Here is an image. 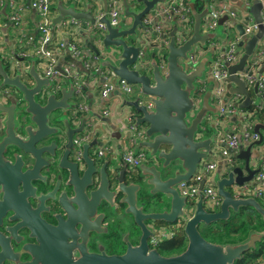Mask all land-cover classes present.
Segmentation results:
<instances>
[{
    "label": "water",
    "instance_id": "95a60500",
    "mask_svg": "<svg viewBox=\"0 0 264 264\" xmlns=\"http://www.w3.org/2000/svg\"><path fill=\"white\" fill-rule=\"evenodd\" d=\"M164 1L166 0L132 2L123 0L122 17L132 18V23L127 28L122 27V24L111 26L106 16L98 19L106 25L102 34V45L100 47L91 45L94 53L99 56V60L101 59L98 73L107 71L109 76L117 81L124 80L138 86L140 96L131 100L125 99L121 103L130 110L128 114L134 116V125L144 128V138L139 145L150 151L147 153L146 163L143 162L138 169L136 168L139 172L138 179L129 181L125 174L128 165L123 163L120 157L118 160L117 143L112 145L110 152L105 154L106 162L111 165L119 161L122 170L119 175L112 178H109V169L108 174L105 171L107 190L100 192L97 187V193L96 190L91 192L94 199L99 196V200L111 203V198L115 196L118 202L124 205V212L131 215L133 222L141 230L138 244L135 246L128 244L125 252L120 255L86 253L72 264H232L245 251L254 247L256 241L264 237L263 229L261 233H251L242 243L223 245L206 240L199 231L201 224L226 219L231 210L236 211L241 206H253L261 214L264 222V207L256 198H236L230 190L235 185L241 186L252 180L258 172L251 167V157L253 146L261 143L259 127H264L263 124H256L254 127L259 133V139L246 147L241 145L234 155V158L243 159V165L235 166L234 163L226 175H219L216 179V190L221 197L219 208L214 211L207 210L203 204V196L199 193L189 213L190 208L187 204L189 200L179 192V183L190 180L201 167L206 166V159L213 154V142L217 135L216 125L209 122V128L205 129L201 122L209 111L218 114L214 103L215 93L211 89L202 92L199 87V81L205 72L211 75L212 64L208 69L209 60H201L195 67H191L189 53L195 45L204 44L214 34L200 31V25L209 12V4L201 12H195L191 5L194 18L193 32L188 38H184L185 33L182 30L177 31L180 28L176 26L168 33L167 41L164 40V36L154 41L155 34L149 38L148 33L151 31L143 24L142 19ZM140 4L142 5L140 10L132 9ZM263 5L264 0H253L250 13L254 22L258 23V29L251 37L238 42V46L244 48L238 62L233 65L226 64L229 71L228 80L233 82L237 86L236 91L244 96V100L238 104L240 108L253 103L243 74L247 72L248 60L259 47L258 42L263 39L264 24L260 23ZM55 8L58 13L53 18L54 25L62 23L63 20L67 21V18L95 23L91 12L77 11L71 6L65 7L61 0H57ZM106 9L107 7H104L105 11ZM226 19L228 16L221 17L218 20L219 25ZM138 29H141L146 37H142ZM237 29L239 34H243V24L237 25ZM127 34L133 37L130 42L124 38ZM160 50L165 52L164 60L162 57L157 58ZM162 61L166 68L164 73L160 66ZM19 68L20 66L5 68L0 60V97L3 100L0 101V168L12 170L17 174L22 158L13 155L14 163L5 162L2 156L4 151L7 149L12 151V147H17L33 154L39 151L33 148L36 142L48 134L62 132L61 129L48 125L49 114L59 109L70 113L68 116L56 115L57 121L64 123L65 134L72 133L68 144L71 142V145H74V140L71 139L73 135L76 137L90 131L91 138L81 145V149L87 155L89 151L97 148L96 143L100 142L99 146L106 144L104 140L100 141L101 139L107 137L115 141L121 139L126 131V120L121 128L119 125L120 129L111 121L107 123L109 131L104 130L101 133L99 125L92 129L89 125L95 113L85 114L78 108L79 101L72 81L69 87H62L58 92L52 93L48 91L51 89L49 79L37 72L34 65L28 70L33 81L30 86L20 79L17 74L19 72H16ZM55 68L66 75L60 65H56ZM263 70L264 62L260 73ZM253 89L256 90V85ZM148 102L151 103V107L148 106ZM43 148L45 147L41 149ZM231 152L234 153V150ZM105 165L107 164L104 163ZM36 168L37 164H34L27 172L35 173ZM217 172L220 173V169ZM13 183L14 186L16 180ZM89 183L91 184V181ZM204 184L205 177L200 182V190ZM5 201L6 193L0 201V217ZM183 221L182 229L187 241L180 253L167 256L150 247L148 243L150 236L158 234L165 225L171 227ZM64 263L70 264L67 259Z\"/></svg>",
    "mask_w": 264,
    "mask_h": 264
},
{
    "label": "flooded vegetation",
    "instance_id": "af4514ba",
    "mask_svg": "<svg viewBox=\"0 0 264 264\" xmlns=\"http://www.w3.org/2000/svg\"><path fill=\"white\" fill-rule=\"evenodd\" d=\"M62 114L70 115L62 109L49 114L48 125L62 132L36 142L33 148L39 151L32 154L12 147L2 154L5 162L14 163L13 155L22 162L17 174L0 168V201L6 193L0 217V264H65V259L72 264L86 253L120 255L128 244L139 242L140 228L115 196L108 203L91 195L97 187L107 190L105 171L108 174L109 169V178L119 175L121 162L108 165L105 155L97 156L100 142L88 155L81 149L77 156L75 146L68 144L72 133L66 135L64 123L57 121ZM34 164L35 173L27 172ZM137 169L127 167L129 181L138 179Z\"/></svg>",
    "mask_w": 264,
    "mask_h": 264
},
{
    "label": "built area",
    "instance_id": "2783aa9c",
    "mask_svg": "<svg viewBox=\"0 0 264 264\" xmlns=\"http://www.w3.org/2000/svg\"><path fill=\"white\" fill-rule=\"evenodd\" d=\"M243 5V10L246 11L250 5L251 0H239ZM118 2V1H117ZM116 1L108 4L106 11L102 12L95 19V23L90 27L91 32L96 38L102 36L106 25L103 22H99L98 19L102 16H106L111 26H118L121 23L122 13L121 7ZM167 3V2H166ZM162 4L157 10L148 13L143 17L142 22L146 25L152 34H155L153 38L154 41L161 39L165 30L173 21H178L177 23H188L190 22L189 18V8L184 5L182 2L170 1L167 4ZM12 7V12L10 14V19L14 23L19 24L20 22V12L24 5L21 3L18 4L14 0L10 1ZM29 6L32 7L38 16V21L36 24L37 31L40 34V42L36 48V55L42 60L44 64V76L47 77L51 83L50 91L56 93L62 81L60 80L61 76L69 77L75 86V95L78 98L84 97V88L86 83L84 80L78 78L75 75H72L68 68H65L63 71L66 75H63L59 70L55 68L57 58L55 56V49L67 48L71 55L74 57H80L83 62V66L88 72H96L102 77L103 85L99 89V94L102 97H107L111 94L116 93L119 98L125 99H134L135 95H138L140 89L137 85L127 83L124 80L117 81L108 80L109 74L107 71L99 70V56L95 53H87L85 50L75 42L65 43L63 41H55L53 38V12H52V0H30ZM245 13V12H244ZM237 12L234 8H231L225 4L220 5L214 10H210L206 17L204 18V29H214L218 26V20L223 16H228L230 18L236 17ZM77 20L71 18L69 21L62 22L65 25L74 24ZM261 24H264V11L261 12ZM61 24V23H60ZM207 28V29H206ZM243 34H239L232 41L228 43L227 50L224 51V54L221 59H218L213 63L211 68V75L213 79L218 82L214 93V103L218 109V115L224 116L229 114H240L243 112L239 106V102H235L229 99L224 98V82L229 77V71L226 64L233 65L235 64L240 54L238 50V42L244 38L251 37L255 31L258 29V23H255L253 19L245 18L243 24ZM166 41V40H165ZM262 50H254L252 56L247 62V72L243 74V78L247 82L249 87L256 85V96L258 98L257 105L260 103L261 94L264 93V72L260 73L261 58L263 55ZM161 57V56H160ZM159 57V58H160ZM191 62H196V57H190ZM20 66V65H17ZM161 69L165 70V64L161 62ZM49 91V92H50ZM1 95V89H0ZM254 103V102H253ZM148 106L151 107V103L148 102ZM78 108L81 111L86 112L87 106L85 103L79 101ZM109 109H103L102 114L108 115ZM251 113H243L240 116L242 123H244L243 128L237 131L233 129L228 134L222 131L217 130V135L215 137L216 148L217 145L219 150L217 152L218 161L220 165L225 169L233 167L236 159L234 158L235 153L241 145H249L250 143L259 139V133L253 130L250 123ZM134 116L132 114H127L126 116V131L122 134L121 139L117 142L118 150L120 152L121 161L126 163L128 167L136 169L140 164L146 161L147 153L142 146L139 145L140 141L144 138V128L136 127L134 125ZM128 126V129H127ZM94 129V128H92ZM91 138L90 131L78 134L74 139V152L79 155L81 150L82 143L88 141ZM112 145L107 141L106 144L99 146L97 149V156H103L106 153L110 152ZM234 150V153L231 152ZM77 155V156H78ZM217 162H206V166L203 168L202 172L195 173L192 178L188 181L180 182L178 189L180 194L188 198V206L190 210L194 207L195 201L199 193L203 196L204 207L209 211H214L219 208L221 204V197L217 193L216 187L214 186L215 179L213 183L209 182L210 174L215 170ZM205 177L204 187L200 190L199 185L201 180ZM254 184H243L241 186H234L233 196L236 198H247L254 197L256 199L263 198V186L262 182L264 180V173L260 171L256 176ZM193 200V202H191ZM264 204V203H263ZM188 218V217H187ZM184 222H179L175 226H183ZM173 235V227L167 229H162L158 234H154L149 239V245L151 248H156V244L165 239L170 238Z\"/></svg>",
    "mask_w": 264,
    "mask_h": 264
},
{
    "label": "crops",
    "instance_id": "0c3cea01",
    "mask_svg": "<svg viewBox=\"0 0 264 264\" xmlns=\"http://www.w3.org/2000/svg\"><path fill=\"white\" fill-rule=\"evenodd\" d=\"M10 1L11 0H0V60L2 62V66L5 68H9L20 65V68L16 70V72L20 71V72L28 73L29 68L32 65H34L35 70L37 72H40L41 75L44 76L43 62L40 60L36 61V56H37L36 48L38 47L40 42V34L36 28V24L38 21V16L36 14V11L29 6L30 0H14L18 4L21 3L22 5H24L20 12L21 20L19 24L14 23L10 19V14L12 12ZM113 1L119 2L117 3L121 7L120 9H122L121 13L123 15L124 12L123 0H61L62 4L65 7L71 6L74 7L77 11L91 12V14L95 19L102 12L105 11L104 7H107L108 4H110ZM170 1L182 2L184 5L188 6L190 22L182 23V24L177 23L178 21L171 22V24H169V26L167 27V29L163 34L164 40L166 41L168 40V33L172 30L173 26L180 28L177 31L182 30V32L185 33L183 36L184 38H188L192 34L194 18H193L191 5H193L195 12H201L206 8V5L208 4H209V11L218 8L222 4H225L231 8H234L237 12L236 17L234 18L228 17V19L223 21L222 25H219L218 23V26L214 29L205 30L203 27L204 25V19H203L200 25L201 33L210 32L213 33L214 36L212 35L207 41H205L204 44H197L194 46L193 50L189 53V57L191 56L196 57V62L190 61L191 67H195L201 60H209V63L207 62L208 63L207 68L208 69L211 68V64L213 65V63H215L218 59L222 58L224 51L227 50L228 43L239 35L237 25L244 24L245 18L249 17L250 19H253L250 13V7L253 3V0L250 1V5L246 9V11L243 10L244 5L239 0H166L158 4L153 11L157 10L162 4H165L166 2L168 3ZM56 3L57 0H52L53 18L58 13L57 9L55 8ZM263 11H264V5H263ZM69 20H71V18H67V21ZM131 23H132V18L121 17L120 24H122V27L124 28L130 27ZM91 26L92 24L87 20H77L76 23L74 24L70 23L68 25H65L63 23L54 25L52 31L53 38L55 39V41L61 40L65 43L75 42L81 47V49L85 50V52L92 54L94 53V51L92 50L91 45L93 46L95 45V47L96 46L100 47L102 45L103 35L99 38H96L90 30ZM138 31L141 32L142 37H145L141 29H138ZM148 34H150L149 35L150 38L152 33H148ZM258 45L259 47H257L256 50L258 49L263 51V52L261 51L263 55L261 58L262 60L260 66L262 67L264 62V35H263V39H261L258 42ZM238 50L239 53L242 54L244 51L243 46H238ZM54 52L57 58L56 65H60L63 70L65 68H68L72 75L77 76L78 78L84 80V82L86 83V86L84 88V97L82 98L77 97L78 98L77 100L85 103V105L87 106V110L85 114L95 113V115L91 117L92 119L89 126L91 128H95L96 126L99 125L100 126L99 129L102 133V131L104 130L109 131L107 129L108 128L107 123L111 121L113 124H115L116 128L120 129L122 125L125 124L126 116L130 111L127 107L122 106L121 102L123 101V99L119 98V96L116 93L111 94L107 97H102L99 94V89L104 83L102 77L96 72L86 71V69L83 66L82 59L80 57H74L73 55H71L70 51L67 48L55 49ZM99 61H101V59ZM161 70L165 71L166 68L165 70L163 69ZM27 78L31 79L29 75L27 76ZM23 80L30 82V80H25V79ZM60 80L62 81L60 88L69 87V84L71 82V79L69 77L61 76ZM108 80L113 81L114 78L109 76ZM217 86H218V82L212 77H210L208 72H205L204 76L199 81V87L201 88L202 92L206 91L207 89H211L215 91ZM236 87L237 86L233 82L227 79L224 82V89H225L224 98L240 103L241 101L244 100V96L240 95V93L236 91ZM251 89L254 91L252 87H249L250 98L253 102H257L258 98L255 96H251ZM48 91H50V89ZM197 100L200 101L199 98ZM212 103L213 102L211 101V104ZM260 103L264 105L263 101H260ZM103 109H109L108 115L105 116L102 114ZM243 113H247V112H245L244 110L240 114H229V115L219 116L213 111H209L206 117L201 122V126L203 128L205 127V129L206 127L209 128L208 123L210 122L216 125V131L217 130L222 131L227 134L233 129L239 131L241 130V128H243L244 125V123H242V120L240 118V116L243 115ZM119 125H121L120 128ZM260 133L262 135L261 143L253 146L252 157H251V165H252L251 167L253 169H257L258 172L253 176L252 180L246 182L245 184L255 185V181L253 180L255 179V176L260 171H263L264 173V132H261L260 130ZM103 140L105 141L104 143H107L108 141L113 146L115 143L118 142L108 137L101 139L100 141ZM216 144L217 142H215V138H214L213 154L206 159V162L208 163L214 161L217 162V166L215 170L210 174L208 179L209 182L211 183H213V179H215L216 181L219 175L227 174V169H225L220 165V162L218 161L219 156H217L219 147H221L222 145L220 146L217 145L216 148ZM243 146L246 147L248 145L243 144ZM116 152L119 153L120 155L119 151ZM235 159H236L235 166L243 165L244 162L243 159L241 158H235ZM218 169H220V173L217 172ZM202 170L203 167L199 169V172L200 171L202 172ZM235 186H239V185H235ZM262 186L264 189V180L262 182ZM231 188L233 190L234 186ZM257 200L263 206L262 203H264V190H263V198ZM188 211L189 213L191 212L190 209ZM186 218L187 217H185V219ZM167 227L166 226L162 227L160 230L167 229ZM262 231L263 230L252 233H261ZM257 264H264V257H260L257 260Z\"/></svg>",
    "mask_w": 264,
    "mask_h": 264
},
{
    "label": "trees",
    "instance_id": "16d2710c",
    "mask_svg": "<svg viewBox=\"0 0 264 264\" xmlns=\"http://www.w3.org/2000/svg\"><path fill=\"white\" fill-rule=\"evenodd\" d=\"M201 6V5H200ZM199 6V7H200ZM40 60L38 55L36 61ZM251 96H256V92L251 89ZM260 101L264 102V93L261 94ZM245 112H250L251 127L256 124L264 125V105L262 103H252L250 106L242 108ZM264 132V127H259ZM193 202V200H191ZM263 204V203H262ZM264 206V204H263ZM173 235L165 238L156 244L157 251L162 255H174L180 253L186 246V236L181 226H172ZM264 229V222L261 214L253 206H241L238 210H231L226 219H219L209 224H201L199 231L208 241L216 244H237L242 243L252 232ZM264 257V238L255 242V246L245 251L242 256L232 264H257V260Z\"/></svg>",
    "mask_w": 264,
    "mask_h": 264
},
{
    "label": "rangeland",
    "instance_id": "374dc122",
    "mask_svg": "<svg viewBox=\"0 0 264 264\" xmlns=\"http://www.w3.org/2000/svg\"><path fill=\"white\" fill-rule=\"evenodd\" d=\"M132 1H134V0H131V2ZM142 8V5L140 4L139 6H136V7H134V8H132L133 10H140ZM207 29V28H206ZM206 33H209V32H206ZM145 37H146V35H145ZM128 42H130L131 40H133V37H132V35H125V37H124ZM161 44V43H160ZM164 55H165V52H164V50L162 51V50H160V51H158V53H157V58H159L160 56L163 58V60H164ZM40 61H42L41 59H40ZM162 71V70H161ZM19 73H17L18 75H19V77H20V79L21 80H23V79H25V80H30V82L29 81H24L27 85H32L33 84V81L31 80V79H29V78H27V76L29 75L28 73H24V72H20V71H18ZM165 71H162V73H164ZM46 92H48V91H46ZM137 96H140L139 94L138 95H135L134 96V99L137 97ZM0 101L1 102H3V100L1 99V97H0ZM71 102V101H70ZM242 111H244V110H242ZM144 150H145V153H148L149 151H148V148H144ZM230 190L231 191H233L232 190V188H230Z\"/></svg>",
    "mask_w": 264,
    "mask_h": 264
}]
</instances>
